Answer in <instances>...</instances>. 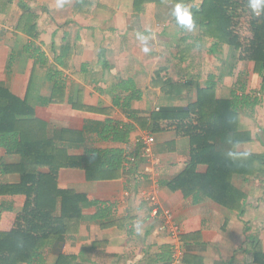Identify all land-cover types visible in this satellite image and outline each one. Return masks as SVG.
Here are the masks:
<instances>
[{"label": "crops", "instance_id": "crops-1", "mask_svg": "<svg viewBox=\"0 0 264 264\" xmlns=\"http://www.w3.org/2000/svg\"><path fill=\"white\" fill-rule=\"evenodd\" d=\"M20 1L37 14V39L16 30ZM75 1L0 0V83L21 98L28 92L37 101L53 83L49 67L57 69L54 78L64 85L65 101L37 104L35 115L52 129L82 132L84 140L70 144L69 155L116 148L124 157L119 175L103 180H87L76 168L59 170L58 188L84 194L91 204L83 209L84 219L73 236L63 234L58 216L29 214L27 232L46 240L32 264H56L60 255L65 256L60 264H170L173 256L179 258L178 264L184 257L185 264H259L253 255L264 253V178L234 176V184L246 195L239 215L210 199L194 202L161 185L181 172L189 159L185 136L170 128L153 134L151 162L140 156L137 142L150 132L141 120L151 112L186 108L196 100L198 87L213 83L217 98L237 96L239 144L234 149L264 158V91L253 62L240 59L225 44L202 37L198 28L181 30L168 17L167 6L148 4L144 13L134 14L132 0L126 4L90 0L92 6L73 12ZM31 42L47 57L45 65L34 66L25 51ZM61 46L72 49L67 67L55 62ZM77 99L96 112L73 106ZM108 119L120 123L118 130L126 131L123 139L109 133ZM130 156L135 162L128 161ZM19 160L0 148V164L14 165ZM18 181L17 173L0 175L3 185ZM155 185L160 188V210H170L179 227L177 238L159 230L160 217L150 214L146 195ZM24 202V195H0L1 231L13 227ZM99 207L109 208L105 220H112L111 225L101 227L93 219Z\"/></svg>", "mask_w": 264, "mask_h": 264}, {"label": "trees", "instance_id": "trees-1", "mask_svg": "<svg viewBox=\"0 0 264 264\" xmlns=\"http://www.w3.org/2000/svg\"><path fill=\"white\" fill-rule=\"evenodd\" d=\"M178 3L190 10L194 28H198L202 37L225 44L238 53L240 59L253 62V71L262 76L261 90L264 91V12L255 16L248 6L249 0H132L131 6L134 14L144 13L148 4L167 6L171 8L172 20L184 30L185 27L173 15ZM92 5L90 0H77L73 4V12ZM18 7L21 14L16 30L31 39H37V14L22 1L18 2ZM242 25L247 31L244 34L240 31ZM71 50L70 46H61L55 62L67 67ZM25 51L33 58L34 66L47 63V57L32 42L25 45ZM102 51L99 53L102 54ZM12 59L11 54L6 64L7 73ZM81 69L84 71L85 67ZM49 73H53L49 93L40 95L37 101L31 100L28 92L21 98L12 93L7 85L0 83V148L18 155L20 159L14 165L0 164V175H19L17 183H0V195L25 196L23 208L17 213L13 227L8 231L0 230V264H32L37 259L46 240L27 232V218L31 213L58 216L62 220L64 235L77 234L84 219L83 209L91 203L84 194L58 188L60 169H80L87 180H103L118 176L124 160L122 150L116 148H92L79 156L68 154L67 147L70 144L84 140L82 132L52 129L34 112L37 104H60L65 101L64 85L54 78V74L59 71L50 66ZM73 106L79 110L96 112L94 108L82 106L80 99ZM102 111L110 113L109 110ZM162 122L166 124L162 125ZM107 123L110 125L108 131L115 139L124 138L126 131L118 130L120 123H113L111 119ZM141 125H145L152 134L170 128L176 135L188 139L189 159L184 169L161 182L163 187L180 191L194 202L207 198L229 211L239 215L243 213L246 195L234 184L233 178L237 175L264 178V158L263 155L237 152L234 149L238 128V101L234 93L227 98H217L215 85L209 83L204 88H197L196 100L188 107L160 108L151 112L147 120L142 119ZM201 166H204L203 170H200ZM1 210L3 207L0 204ZM108 210L99 207L93 216L101 227L113 222L105 220L109 216ZM179 239L182 242L184 237L179 234ZM253 256L259 264H264L263 252L254 251ZM64 258V255H60L56 264H60ZM162 259L169 260L168 257ZM183 263H188L186 257L182 259Z\"/></svg>", "mask_w": 264, "mask_h": 264}, {"label": "built area", "instance_id": "built-area-1", "mask_svg": "<svg viewBox=\"0 0 264 264\" xmlns=\"http://www.w3.org/2000/svg\"><path fill=\"white\" fill-rule=\"evenodd\" d=\"M138 144L140 146V156L146 161L151 162L153 159V144L155 142L154 136L151 132H147L138 139ZM130 163L135 162V157L130 156L128 158ZM160 193V188L155 185L152 190L147 192L146 200L150 205V214L153 217H160L161 223L159 230L163 231L165 234L172 238H177L179 233V227L173 219V215L170 210L162 209L160 210V203L158 200V195ZM179 258L176 256L172 257L170 264H178Z\"/></svg>", "mask_w": 264, "mask_h": 264}, {"label": "clouds", "instance_id": "clouds-1", "mask_svg": "<svg viewBox=\"0 0 264 264\" xmlns=\"http://www.w3.org/2000/svg\"><path fill=\"white\" fill-rule=\"evenodd\" d=\"M248 6L255 16H259L262 12H264V0H249ZM173 15L176 17L177 22L182 27H185L189 30L195 27L190 10L183 4L178 3L175 6ZM141 39L143 40L144 38L141 37Z\"/></svg>", "mask_w": 264, "mask_h": 264}, {"label": "rangeland", "instance_id": "rangeland-1", "mask_svg": "<svg viewBox=\"0 0 264 264\" xmlns=\"http://www.w3.org/2000/svg\"><path fill=\"white\" fill-rule=\"evenodd\" d=\"M116 1H117V0H113V2H115V3H116ZM129 1H130V0H122V3H123V4H126V3H128ZM196 1H199V0H196ZM168 9H171V8H168ZM167 12H170V11H167ZM168 17H169V18L172 17L171 14L168 15ZM245 18H246V16H245L244 18H242V21H243V22L245 21ZM244 26H245V24H244ZM244 26L242 25L241 28H240V29H241L240 31H243V34H244V32H245V33L247 32V31L244 30ZM238 144H239V143L236 142V143H235V147H237Z\"/></svg>", "mask_w": 264, "mask_h": 264}]
</instances>
